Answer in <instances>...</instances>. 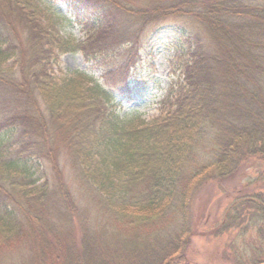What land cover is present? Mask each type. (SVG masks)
Listing matches in <instances>:
<instances>
[{
  "label": "trees",
  "instance_id": "1",
  "mask_svg": "<svg viewBox=\"0 0 264 264\" xmlns=\"http://www.w3.org/2000/svg\"><path fill=\"white\" fill-rule=\"evenodd\" d=\"M59 1L74 11L82 39L62 35L36 0H0V258L24 242L34 252L29 264H190L195 192L264 161V62L250 47L245 59L239 43L240 30L264 29V8L247 0ZM176 15L209 28L216 46L184 25L176 46L188 50L176 54L180 76L160 113L121 114L111 91L140 88L130 77L145 32L159 34L157 24ZM16 32L25 38L18 51ZM71 52L112 89L86 71L63 74L60 56ZM11 58L13 72L4 74ZM62 148L75 168L73 191ZM249 201L264 216V193Z\"/></svg>",
  "mask_w": 264,
  "mask_h": 264
},
{
  "label": "rangeland",
  "instance_id": "2",
  "mask_svg": "<svg viewBox=\"0 0 264 264\" xmlns=\"http://www.w3.org/2000/svg\"><path fill=\"white\" fill-rule=\"evenodd\" d=\"M36 2L51 16L50 21L56 24L62 35L68 37L72 35L77 40L82 39L83 26L67 4L59 0H36ZM247 2L246 4H252L256 8L259 6L264 8V0H247ZM184 8L185 6L181 5L175 10H184ZM178 16L180 15L160 21L157 25L160 24L162 32L159 34L153 33L152 27L146 30L140 58L130 77L131 85H134L137 79L140 81V88L137 86L133 92L125 94L111 91L115 98L114 107L121 114L135 113L148 119L160 113V100L168 86L180 76L176 54L188 50V45H182L180 42H178L180 47L176 46V40L185 39L180 33L184 25H188L193 35L197 34L198 38L202 37L216 46L218 40H214L213 35L207 31L209 28L196 23L195 20L188 22ZM258 25V22L252 25V33L250 30L247 32L240 30L246 41L240 40L239 43L245 59H247V49L250 47L259 58L262 57L264 62V29L257 27ZM12 36L15 51H18L20 46H25L24 32H16ZM12 63L13 58L6 62L4 66L7 69L4 74L13 72L7 67ZM58 67L62 69L63 74L77 70L86 71L98 78L105 89H112L102 78V71L92 68L80 52L61 55ZM61 73L56 69V75L62 76ZM58 158L67 183L71 185L72 191L77 189V184L72 182L75 168L64 148L60 150ZM210 159V154L202 158L205 162H210ZM42 168L46 173L45 178L53 183L55 178L50 165L43 164ZM260 193H264V161L259 159L242 163L239 171L232 176L207 181L195 192L191 204L193 235L187 250L190 264H264V216L258 205L249 201L253 195ZM75 197L78 199L80 195L76 193ZM91 213V221L94 222L95 214ZM232 219L236 225L228 231L219 232ZM115 242V240L111 241V243ZM33 254L34 252L23 242L13 250L3 252L0 264H29Z\"/></svg>",
  "mask_w": 264,
  "mask_h": 264
}]
</instances>
